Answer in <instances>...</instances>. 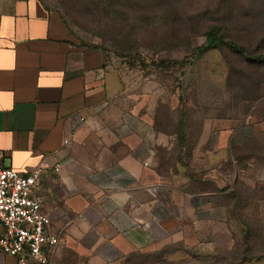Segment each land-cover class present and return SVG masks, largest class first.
<instances>
[{
    "label": "crops",
    "instance_id": "crops-1",
    "mask_svg": "<svg viewBox=\"0 0 264 264\" xmlns=\"http://www.w3.org/2000/svg\"><path fill=\"white\" fill-rule=\"evenodd\" d=\"M110 79L104 52L74 40L57 12L0 0V163L22 175L43 170L33 196L59 238L49 263L188 262L202 227L222 224L195 184L209 179L223 193L233 134L201 150L206 171L184 166L169 182L152 166L163 137L148 96L106 107ZM77 116L86 121L73 129ZM0 264L18 263L0 253Z\"/></svg>",
    "mask_w": 264,
    "mask_h": 264
},
{
    "label": "rangeland",
    "instance_id": "rangeland-1",
    "mask_svg": "<svg viewBox=\"0 0 264 264\" xmlns=\"http://www.w3.org/2000/svg\"><path fill=\"white\" fill-rule=\"evenodd\" d=\"M40 1L74 40L106 55L114 88L106 107L123 111L148 96L163 137L152 166L163 178L184 166L206 171L202 151L221 131L233 134L223 193L209 179L195 184L222 224L203 226L180 264H233L244 239L251 250L239 264H264V0ZM212 30L224 43L210 48Z\"/></svg>",
    "mask_w": 264,
    "mask_h": 264
},
{
    "label": "built area",
    "instance_id": "built-area-1",
    "mask_svg": "<svg viewBox=\"0 0 264 264\" xmlns=\"http://www.w3.org/2000/svg\"><path fill=\"white\" fill-rule=\"evenodd\" d=\"M83 121L77 116L72 128ZM42 175L41 168L22 175L0 163V253L18 264H50L48 255L59 242L40 200L33 196Z\"/></svg>",
    "mask_w": 264,
    "mask_h": 264
},
{
    "label": "trees",
    "instance_id": "trees-1",
    "mask_svg": "<svg viewBox=\"0 0 264 264\" xmlns=\"http://www.w3.org/2000/svg\"><path fill=\"white\" fill-rule=\"evenodd\" d=\"M207 40L210 41L209 43V47L213 48L215 47L217 44L219 43H224L223 39L221 37H218L216 35V33L213 32V30L211 32H209L207 34ZM229 46L235 50H237L238 46L235 43H229ZM243 244L241 246H239L238 244H236L235 247V253L237 255V258L234 259V263L233 264H239L241 263L243 260H245L248 257V253L250 254L248 245H249V240L244 239V241H242Z\"/></svg>",
    "mask_w": 264,
    "mask_h": 264
}]
</instances>
